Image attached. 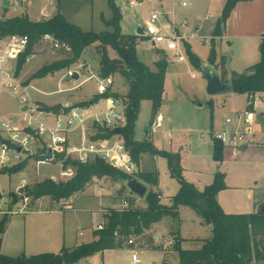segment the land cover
I'll return each mask as SVG.
<instances>
[{"label":"trees","instance_id":"1","mask_svg":"<svg viewBox=\"0 0 264 264\" xmlns=\"http://www.w3.org/2000/svg\"><path fill=\"white\" fill-rule=\"evenodd\" d=\"M238 1L226 0L221 17L212 32L214 37L222 35L224 23ZM107 2L112 17L104 23L111 28L110 31H83L77 25L70 23L61 13L38 21L31 20L24 13L11 17L2 16L0 36L26 35L28 37L26 49L18 54L16 59V74L21 71L27 56L33 54V48L46 36L51 37L53 43H58L69 54L62 60L41 66L30 76V79L44 78L69 67L80 59L86 47L94 45L100 76L104 78L109 75H119L127 84L128 89L125 94L111 89L103 94H95L92 104L110 97L118 101L123 108L125 121L120 126V134L116 136L124 143L131 161L137 166L141 155L145 153L164 157L171 176L179 183V189L171 197L169 205L162 204L158 192L153 190L157 186L156 172L136 171L127 174L98 157L91 158L86 163L68 160L66 164L72 166L74 170L71 178L66 180L45 178L32 185L27 184L21 189V196L30 198L31 203L42 197H48L52 203H58L80 194L93 183L94 179L105 178L113 182L121 181L119 190L122 194L121 201L128 200L129 206L121 211L110 209L103 229L97 230L95 239L89 243L72 249L64 248L60 253H42L31 256L21 254L11 257L0 252V264H74L97 252L122 248L125 241L131 237L143 236L153 224L162 218L169 217L178 222L180 207L190 208L205 224L210 225L212 236L204 240L199 249L193 250L182 249L181 239L175 236L171 249L177 252L178 264H253L264 260V213L236 215L223 212L216 200L218 192L225 188L223 172L217 170L212 182L199 190L184 179L178 154L158 150L149 140L137 141L134 138L140 103L144 100L150 101L152 111L156 113L163 103L164 76L168 62L164 55L159 54L157 61L154 62V69L143 63L137 56V44L142 38L141 35L122 33L121 11L114 0H107ZM214 41L213 39L210 42L208 57L210 65H214L216 57ZM183 45L190 62L200 69V59L190 51L188 43L184 42ZM109 49L114 53L113 57L109 55ZM221 80L231 84L235 94L264 91V38L260 45V59L256 64L247 68L243 73L231 72L229 80L223 74ZM80 104L77 106L88 108V103ZM58 106L44 108L54 110ZM91 131L92 133L88 134L91 140L113 137L110 133L111 128L106 125L93 123ZM225 150L226 148L220 141L212 140V158L215 162H222ZM27 162L25 159L7 169H0V173L11 175L20 172L26 167ZM131 178H137L149 186L143 198L146 202L144 208L135 207L136 199L127 193L124 182ZM8 198L10 207L21 199L20 195L14 193H9ZM8 219L6 215L0 219V243Z\"/></svg>","mask_w":264,"mask_h":264},{"label":"rangeland","instance_id":"2","mask_svg":"<svg viewBox=\"0 0 264 264\" xmlns=\"http://www.w3.org/2000/svg\"><path fill=\"white\" fill-rule=\"evenodd\" d=\"M1 1V0H0ZM130 0H114L116 6L121 11L120 27L124 33L135 34L137 27H144L146 21L149 20L151 13L155 10H162L159 0H141L140 6H132ZM138 1V0H134ZM27 5L31 20H43L42 13H48L47 17H52V6L46 5L45 11L39 10L42 5L38 3L37 7L31 1L23 0L21 5L9 7H1L0 18L21 15L28 12L24 8ZM33 2V1H32ZM35 3V2H33ZM61 12L65 14L69 22L79 26L82 30H93L95 32L110 31V27L106 26L104 21L112 16L107 0H61ZM34 11V13H33ZM175 24H179L176 21ZM158 27L164 26L163 32H168L169 23L164 18L157 23ZM137 45L138 58L146 63L151 69H154V51L155 53L165 56L167 61H171V56L163 49L156 47L150 43L148 37L141 36ZM190 51L194 52L201 58V65L207 64L210 53V44L200 42V39L190 40ZM181 53L185 56V61L180 64H169L164 76V101L162 107L157 111L161 112L164 117L163 126L154 135L157 147H165L179 155L180 164L186 169L184 179L191 180L190 182L199 183L205 180L206 176L213 171L219 170L224 173V182H229L233 185L243 184L246 178L252 182L257 172L250 171L240 161H228L221 163L220 166H215L211 161V137L206 134L209 130H219L222 121L226 117H233L235 113L244 110L245 96L243 94L235 95L234 98H229L224 103L222 99L225 95L209 96L206 92V81L203 77L202 69L192 66L185 47L180 48ZM110 50V55H112ZM69 54L59 44L52 42L50 37L43 38L34 48L33 54L27 56L25 64L21 71L16 74V78L23 86H27L32 101L39 103L42 107L58 106L57 109L64 107L66 109L83 108L80 103H88V111H99L106 108L104 100L96 102L92 105L95 94H97V82L102 76L99 74L98 59L96 48L94 45L88 46L83 51L80 59L67 68H63L44 78L30 79V76L41 66L59 61L67 57ZM12 67L16 69V59L11 60ZM69 70L79 74L78 79H73L71 75H67ZM194 75V77H192ZM111 76V75H109ZM115 89L123 93L127 90V84L119 76H111ZM235 94V93H234ZM229 95H233L229 93ZM212 101V106H208V101ZM235 105V111L230 112V105ZM200 105V106H199ZM93 106V107H92ZM150 101H142L138 118L135 123L134 137L144 140L145 131L151 129L149 122L151 119ZM21 106L18 103L17 95H13L9 90L4 89L0 96V113L3 112H18ZM91 123L87 124V132L92 133ZM120 127V126H118ZM171 128L174 131L172 136V144L168 145L167 140L163 138L160 131ZM200 132H204L203 135ZM116 138V137H115ZM166 141H165V140ZM26 167L17 173L7 174V187L5 188L4 179L0 178V211L9 209L10 199L9 193H14L21 196V189L29 184L32 185L37 181L45 178H54L60 180L58 168L53 164H44L36 166L34 162L27 159ZM156 172L159 189L162 191L163 202H167L169 196L174 194L179 188L178 181L171 176L167 160L159 156L156 161ZM11 167V166H10ZM6 167L4 169H7ZM3 170V169H1ZM260 170V169H259ZM246 176V177H244ZM187 180V181H189ZM121 181L114 183L107 179L95 181L90 186L86 195L102 198L105 203L108 202L109 207H103L100 211L103 215V210H110L119 203L122 194ZM46 201L41 204V208L47 209L51 206V199L45 197ZM67 201L72 204L73 197ZM63 202L57 203L58 206ZM97 204V201H92ZM21 200L16 203L14 208L20 207ZM38 207V205H36ZM57 207V206H56ZM12 206L10 207V209ZM3 215H10L4 212ZM183 234L184 236L209 238L212 232L206 225L198 226L185 213L183 216ZM186 248H196L191 244H183ZM141 264H163V255L160 251L140 252ZM99 261L97 260L96 263ZM170 264H176V259L173 257Z\"/></svg>","mask_w":264,"mask_h":264},{"label":"crops","instance_id":"3","mask_svg":"<svg viewBox=\"0 0 264 264\" xmlns=\"http://www.w3.org/2000/svg\"><path fill=\"white\" fill-rule=\"evenodd\" d=\"M26 1H31V3L36 7L38 6V3H40V5L43 4L39 12L45 11L43 8L45 9L46 5H51V16L61 13L66 18L65 14L61 12V0ZM159 1L161 2L160 6L162 10L166 9L167 14L165 19L170 24L168 32L171 29V24H174L177 28H180V31L183 32V34L187 37H189V35L194 33L197 29H199V34L201 35H211L217 21L221 17V13L226 2V0H184L187 2V5L183 7L179 4V2L182 0ZM27 5L28 3L24 8L28 12V14H26L29 16V13H32V10H28ZM110 18L106 20H109ZM176 21H179V24H175ZM181 21L187 22V26L185 28L180 27ZM161 28L164 30L163 25ZM134 35H136V33ZM263 38L264 0H239L230 11L229 16L224 23L222 35L214 39L216 57L214 59V65L212 66L216 69L220 78L224 74V77L229 80L231 72L243 73L247 68L256 64L260 59V45ZM192 39L198 38H188L184 42L188 43L190 46V40ZM151 45L153 47V44ZM108 53H110V49L108 50ZM192 53L201 60L197 54L194 52ZM158 55L159 54L155 53L154 51V62L157 61L159 57ZM169 55L171 56V61H167L168 65H177L183 62H176L173 55L171 53ZM110 56L113 57L114 53H112ZM192 66L194 65L192 64ZM192 77L194 76L192 75ZM111 90L120 93V91L115 89L114 86L111 87ZM126 92L127 90L120 94H125ZM232 94L233 95H229V93L225 94L222 102L224 103L229 98H234L235 95H239L234 94L233 92ZM243 95L245 96V109L247 97L246 94ZM208 103H210L208 106L211 107L212 101L209 100ZM92 105L94 106V104ZM229 109L230 112L235 111V105H230ZM150 112L152 115V107ZM7 113L17 112H3L0 114ZM237 113H235L231 118L233 119ZM223 121L221 124L222 126ZM163 123L164 117L162 126ZM235 125L236 122L233 120L229 128H233ZM259 128L264 130V122ZM178 132L179 131H174L171 128H166L160 131V133L163 135V138L167 140L168 145L172 144V136L174 133ZM168 133H170L169 137L167 136ZM155 134L156 133H150L149 129H147L145 131L144 140L151 141L154 147L158 150L173 153L165 147L160 148L156 146V138L154 137ZM113 138L119 140L117 136H113ZM134 138L137 141H143L141 138ZM210 146L211 161L215 166H220L223 162L240 161L242 165L244 164L245 167L249 168L250 171L257 170L252 182H249V180L246 178H243L245 179L243 184L233 185L227 181L225 182V188L220 190L216 196V200L223 212L226 214L236 215H251L261 212V208L264 207V147L260 145L246 146L243 152L238 151V149L234 150L232 148L225 147L226 150L224 151V158L222 162L217 163L212 158V141ZM158 157L159 156L148 153L142 154L139 164L136 166L137 171L156 172V161ZM181 167L182 173L185 177L186 169L182 165ZM216 171H213L211 174L207 175L203 182H192V184L197 189L202 190L205 186L212 182L213 175ZM7 177L8 176L6 173H0V178L4 179L5 188L7 187ZM99 180L101 179H94L93 183ZM190 181L191 180L188 182ZM92 184L90 186H92ZM146 185L149 189L148 184ZM90 186H88L80 194L73 197L70 209H64L62 211L51 210L7 215L9 219L5 225V230L1 235V254L16 257L21 254L31 256L42 253H60L64 248L72 249L81 244L89 243L94 240L95 232L97 231L96 226L98 224L104 225L106 222V217L102 216L100 211L103 207H109V205L108 202L105 203L102 198L86 195V191ZM178 189L179 188H177V191ZM153 190L160 193V202L166 205L170 204L171 197L177 192L176 191L174 194L169 196L167 202H163L164 198L162 191L159 189L158 180L157 186L153 188ZM127 193L136 199V204L138 207L144 208L146 206L144 199L137 198L133 194L129 193L128 190ZM92 201H97L98 203L93 204ZM120 203L121 198L119 203H117V205L114 207H118ZM15 205L13 207H15ZM9 209L0 211V219L4 216V212L8 211ZM185 213L191 219V221H193L195 224H198V226L206 225L207 228L211 230V226L205 224L193 210L188 207H180L178 222L169 217L162 218L159 222L153 224L150 230L146 231L143 236L131 237L134 241L133 246L128 245L127 241H125L122 248L108 249L97 252L94 255L83 258L74 264H130L131 251L133 249H137L139 252L160 251L163 255V264H170V261L173 257L176 259V264H178L177 252L171 249V245L174 242L175 236H178L181 239L180 247L182 249L189 250L199 249L204 240L211 238H200L198 236L190 238L188 236H184L182 232L184 225L182 216ZM183 244H191L190 247L195 246L196 248H189V246L186 248L183 246ZM97 260L99 261L98 263H96ZM253 264H264V260L256 261Z\"/></svg>","mask_w":264,"mask_h":264},{"label":"built area","instance_id":"4","mask_svg":"<svg viewBox=\"0 0 264 264\" xmlns=\"http://www.w3.org/2000/svg\"><path fill=\"white\" fill-rule=\"evenodd\" d=\"M0 1L1 7L21 5L23 0H6L8 5ZM132 6H140L142 1L130 0ZM181 6H186L187 2H179ZM48 13H42L43 20L49 19ZM166 12L153 11L149 20L145 22L142 30L144 35L156 47L163 49L166 53L172 54L176 62L185 60L180 48L188 38H198L202 43L210 44L211 40L218 38L212 34L205 36L199 34V29L187 37L171 24L169 32H163L157 23L166 16ZM186 21L180 22V27L185 28ZM49 36H46L47 38ZM51 38V37H50ZM52 40V39H51ZM58 45V43H54ZM28 45L26 35L0 36V96L4 89L9 90L13 95H17V100L21 109L17 113L0 114V169L13 166L25 159H29L36 166L53 164L59 170L61 180L69 179L73 176L72 166L66 164L68 160L86 163L91 158L98 157L106 163L121 170L124 173L132 174L137 171L135 164L131 161L129 154L121 140L97 139L91 140L87 132V124L97 123L106 125L111 129L121 126L124 121V112L121 104L114 98L105 99L106 108L104 110L89 112L88 108L60 109L53 111L42 107L39 103L32 101L27 86H23L16 78V69L11 65L13 58L17 59ZM75 71L69 70L67 75L73 76ZM194 76V75H193ZM113 80L111 76L100 78L97 82V94H103L111 89ZM246 108L238 112L235 117H226L223 126L219 130H209L206 132L212 140L220 141L224 147L237 150L239 146L260 145L264 147V130L260 125L264 122V91H256L246 94ZM235 120L236 125L229 128ZM163 116L156 113L155 120L150 133H156L162 127ZM201 135L204 132H200ZM170 136V133L167 135ZM17 147L20 150L17 151ZM36 156V158H35ZM54 179V178H52ZM160 198V193L158 192ZM21 206L9 209V214H26L41 211H62L70 209L71 204L63 200L60 206L51 203L50 208L43 209L41 204L46 201L45 197L36 199L31 203L30 198L21 197ZM38 205V207H36ZM57 206V207H56ZM129 206L128 200L121 201L114 209L123 210ZM135 207L138 205L135 203ZM110 210H103V215L107 217ZM103 224H98L96 230L103 229ZM127 244H133V239L127 240ZM130 264H141L140 252L137 249L131 251Z\"/></svg>","mask_w":264,"mask_h":264},{"label":"water","instance_id":"5","mask_svg":"<svg viewBox=\"0 0 264 264\" xmlns=\"http://www.w3.org/2000/svg\"><path fill=\"white\" fill-rule=\"evenodd\" d=\"M3 4L8 5V1L4 0ZM136 35H144V31L141 27L136 29ZM203 77L206 81V92L209 96H218L225 95L233 92V87L229 83L222 82L218 72L216 69L210 65L209 63L201 65ZM79 75L77 72L73 73L72 78L78 79ZM210 105V103H208ZM156 112L153 111L150 119V127L153 125L155 120ZM121 128L116 126L113 127L110 131L111 135L116 136L119 135ZM246 148V144H243L238 147V151L243 152ZM20 150V147H17V151ZM125 188L129 191V193L133 194L139 199H143L148 191L147 185L140 181L137 178H131L124 182ZM1 198V195H0ZM261 212L264 213V207L261 208Z\"/></svg>","mask_w":264,"mask_h":264}]
</instances>
